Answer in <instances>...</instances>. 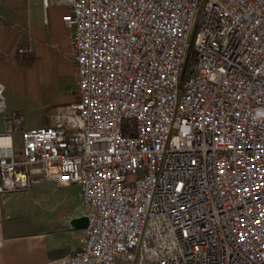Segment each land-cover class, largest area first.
<instances>
[{"label":"built area","instance_id":"2783aa9c","mask_svg":"<svg viewBox=\"0 0 264 264\" xmlns=\"http://www.w3.org/2000/svg\"><path fill=\"white\" fill-rule=\"evenodd\" d=\"M42 4L68 8L77 99L2 114L0 197L79 186L87 226L49 264H264V0Z\"/></svg>","mask_w":264,"mask_h":264},{"label":"crops","instance_id":"0c3cea01","mask_svg":"<svg viewBox=\"0 0 264 264\" xmlns=\"http://www.w3.org/2000/svg\"><path fill=\"white\" fill-rule=\"evenodd\" d=\"M67 11L63 5L44 7L42 0H0V129L3 113L20 112L12 106L18 94H27L47 108L55 101L65 105L77 99L63 95L61 88L71 87L70 81L76 86L77 79L68 43L71 28L62 20ZM21 47L29 51L19 52ZM55 88L61 91L53 98ZM34 195L57 197L62 205L59 215L46 207L39 215L31 214L32 208H26L23 200ZM83 216L76 183L58 186L35 177L27 189L4 193L0 197V264H49L73 253L84 228L71 221Z\"/></svg>","mask_w":264,"mask_h":264},{"label":"rangeland","instance_id":"374dc122","mask_svg":"<svg viewBox=\"0 0 264 264\" xmlns=\"http://www.w3.org/2000/svg\"><path fill=\"white\" fill-rule=\"evenodd\" d=\"M74 85V87H72ZM70 86L71 87H65L66 89L64 90L62 88V94L67 95V96H75L76 94L74 93L75 90V84L70 81ZM61 88L59 89H54L53 95L56 98V96L60 93ZM60 90V91H59ZM18 98H16L15 101H13L12 106L15 108H18L20 113L23 116V127L24 128H32V127H45L40 126V122L44 120L50 121V114L53 112L54 108L56 106H59L58 102L55 101V105L47 108L44 103L41 101H35L34 99L29 98L27 94H18ZM15 102V103H14ZM60 105H64L61 103ZM21 133L19 131H15L13 138H14V143H15V159H21V156L19 154V146H20V141H21ZM134 178V175H129V180H132ZM23 205L27 208L31 207L32 212L31 214L39 215L41 211H43V208H48L49 211H53L54 209V214L59 215L61 212V203L58 201L57 197H47L45 195H34V196H29L26 197V199L23 200Z\"/></svg>","mask_w":264,"mask_h":264},{"label":"water","instance_id":"95a60500","mask_svg":"<svg viewBox=\"0 0 264 264\" xmlns=\"http://www.w3.org/2000/svg\"><path fill=\"white\" fill-rule=\"evenodd\" d=\"M71 223L76 227L85 228L87 226V219L85 216H83L79 219L72 220Z\"/></svg>","mask_w":264,"mask_h":264}]
</instances>
